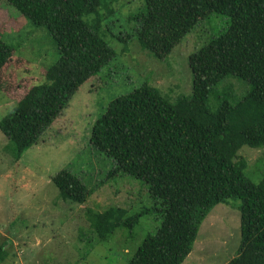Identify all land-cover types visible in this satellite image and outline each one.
<instances>
[{"label": "trees", "instance_id": "16d2710c", "mask_svg": "<svg viewBox=\"0 0 264 264\" xmlns=\"http://www.w3.org/2000/svg\"><path fill=\"white\" fill-rule=\"evenodd\" d=\"M3 0H0V2ZM36 27H46L60 57L46 69V82L32 88L0 121V130L21 156L69 105L77 90L96 76L115 51L101 35L103 0H5ZM136 17L140 48L157 59L172 50L196 23L212 13L230 18L229 29L189 57L191 97L171 101L143 85L118 97L94 123L91 144L114 161V172L144 181L162 217L128 264H183L203 221L229 199H240L241 244L228 264H264V177L245 174L243 146L264 147V0H146ZM95 15L91 22L85 17ZM15 47L0 38V71ZM234 76L251 89L236 103L208 106L214 87ZM59 197L85 204L92 191L69 170L52 179ZM142 214L109 206L88 209L86 218L99 242L115 231L133 230ZM7 258L0 245V264Z\"/></svg>", "mask_w": 264, "mask_h": 264}, {"label": "rangeland", "instance_id": "374dc122", "mask_svg": "<svg viewBox=\"0 0 264 264\" xmlns=\"http://www.w3.org/2000/svg\"><path fill=\"white\" fill-rule=\"evenodd\" d=\"M146 10V0H103L101 35L115 57L77 90L39 142L21 156L0 130V245L7 253L2 264H128L146 236L160 227L162 217L153 209L148 185L114 172V161L91 144L94 123L110 102L145 84L171 101L191 97L189 57L223 35L230 18L212 13L199 20L170 55L157 59L138 42L136 17ZM0 38L15 47L11 61L0 71L1 121L32 86L46 82V69L60 54L46 27H36L5 0L0 2ZM250 89L247 81L230 76L213 88L208 106L215 109L221 100L236 103ZM239 155L248 162L247 177L259 183L264 177V147L246 145ZM64 169L92 191L85 204L59 197L52 179ZM241 204L240 199H229L211 210L183 264H228L237 255ZM109 206L142 216L133 230L118 229L99 242L86 211Z\"/></svg>", "mask_w": 264, "mask_h": 264}]
</instances>
